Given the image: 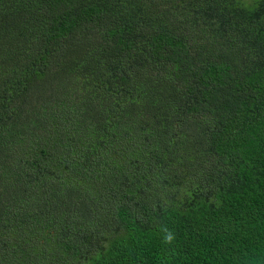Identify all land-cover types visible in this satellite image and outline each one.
<instances>
[{
    "label": "trees",
    "instance_id": "obj_1",
    "mask_svg": "<svg viewBox=\"0 0 264 264\" xmlns=\"http://www.w3.org/2000/svg\"><path fill=\"white\" fill-rule=\"evenodd\" d=\"M0 264H264V0H0Z\"/></svg>",
    "mask_w": 264,
    "mask_h": 264
},
{
    "label": "clouds",
    "instance_id": "obj_2",
    "mask_svg": "<svg viewBox=\"0 0 264 264\" xmlns=\"http://www.w3.org/2000/svg\"><path fill=\"white\" fill-rule=\"evenodd\" d=\"M168 240H171V237L170 236L168 237Z\"/></svg>",
    "mask_w": 264,
    "mask_h": 264
}]
</instances>
